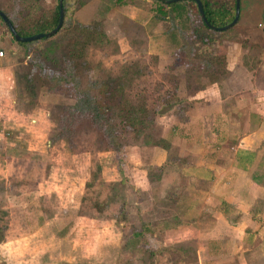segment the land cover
<instances>
[{
	"label": "rangeland",
	"instance_id": "rangeland-1",
	"mask_svg": "<svg viewBox=\"0 0 264 264\" xmlns=\"http://www.w3.org/2000/svg\"><path fill=\"white\" fill-rule=\"evenodd\" d=\"M48 1L39 4L45 10L57 5ZM114 1L87 0L74 8L71 35L65 29L45 45L58 46L66 75L75 77L81 93L103 97L102 88L128 71L114 96L143 107L153 118L146 131L150 142L169 148L146 145L143 134L118 125L111 143L110 124L87 113L81 117L68 111L63 118L75 103L64 86L39 81L37 94L31 96L19 81L37 45L26 56L19 48L7 54L15 67L10 85L0 89V264H198L188 210L191 197L200 201L193 192L191 196L187 171L194 149L191 108L218 106L220 92L228 96L226 107L236 106L238 94L247 106L252 82L238 70L227 72L220 54L235 57L236 50L223 46L239 44L244 55V39H249L256 49L246 59L261 60L264 36L245 34L242 25L211 34L188 6L182 18L167 20L152 0ZM10 7L15 25L24 18L26 26L33 18L24 3ZM77 22L82 27L76 28ZM86 27L96 32L92 38L83 37ZM72 38L84 44L76 70L66 61L72 48L60 50L64 40L71 46ZM227 117L231 125L233 116ZM207 142L212 152L214 145ZM118 147L129 187L120 182ZM206 185L193 184L199 190ZM120 208L125 217H118ZM183 223L187 226L177 228ZM144 225L150 227L144 242L131 237Z\"/></svg>",
	"mask_w": 264,
	"mask_h": 264
},
{
	"label": "crops",
	"instance_id": "crops-1",
	"mask_svg": "<svg viewBox=\"0 0 264 264\" xmlns=\"http://www.w3.org/2000/svg\"><path fill=\"white\" fill-rule=\"evenodd\" d=\"M236 25L247 29L245 34L264 36V0H240L239 20L233 27ZM244 40L248 45L244 55L241 45L224 44L238 54L222 53L219 61L227 72L238 70L247 83L252 82L247 106H242L245 102L237 93L236 106L226 107L228 96L220 92L218 106L191 108L194 149L187 171L191 172V196L193 192L200 201L191 197L188 210L191 240L198 242V264H206V260L215 264H264V58L246 59L245 55L256 48L249 45V39ZM18 48L0 21V52L5 54L0 57V89L12 82L15 65L7 54L18 53ZM227 116H233L231 125ZM206 140L214 145L212 152ZM196 182L207 184L206 189H196ZM177 225L179 229L187 226Z\"/></svg>",
	"mask_w": 264,
	"mask_h": 264
},
{
	"label": "trees",
	"instance_id": "trees-1",
	"mask_svg": "<svg viewBox=\"0 0 264 264\" xmlns=\"http://www.w3.org/2000/svg\"><path fill=\"white\" fill-rule=\"evenodd\" d=\"M43 0H0V11L3 12L6 17L11 21L12 25L15 28L17 34L21 37H29L40 33H48L52 29L55 28L58 22V15H59V7L56 5L55 7L48 8L47 10L43 9L42 6L39 4ZM155 4H157V10L159 15L162 17L166 16L167 20L176 18H182L183 12L185 11L186 7L188 6L191 10L194 9L195 14L200 20L202 28L213 34L222 35L230 31H222L216 32L208 28L200 19L196 4L193 1L185 0L179 1L171 4H165L164 2H160L158 0H152ZM203 7V12L207 23L214 27H223L229 24L233 18L235 13V0H228L227 2H212L208 0H200ZM87 0H62V7L64 10V21L61 29L52 37L50 38H43L40 40L32 41L29 43H21L17 42L20 49L23 50L24 56H26L30 52V47L33 45H37L35 51H33V56L28 58V64H26V68H23V72L19 75V81L23 82L25 86L28 87V92L31 96H35L38 91V84L39 81H48L51 83H55L56 85H62L65 88L66 95L74 98V105L70 106L67 110L65 115H62L63 118H66L69 113L75 112V114H79L81 117L87 113L93 120H97L98 123L102 122L103 124H110L106 127L108 132H110V141L113 142L112 134L115 132V126H121L124 131H137L140 134H143L145 137L144 144L152 145L155 147H161L168 149L169 144H166V147H163L160 143H153L150 142L151 137L149 134H146L148 130L147 127L151 126L153 123V118L150 117V114L143 108H139L137 106H133L131 102L128 100H124L123 97H115L114 92L116 90L122 89V87L126 83L125 75L128 73L121 74V76L112 83L107 84L102 89L104 90V96H94L90 95L87 92H82L79 90V86L75 81V77H71L66 75L65 66L63 68V63L59 59L61 57L58 56L56 52H58V46L54 45L53 42H49L48 45H45V42L53 39L57 36L61 31H67L68 35H71V31H68V24L71 23V12L74 8H82ZM116 5H126L128 4V0H115ZM14 3H24L27 5L26 11L30 16L31 20L27 22L26 26H24L22 18V22L19 25H15L12 17L10 16L9 12L12 10L10 7ZM191 5V6H190ZM164 8H168L169 11H164ZM9 10V12H7ZM23 11V8H22ZM21 11V12H22ZM38 12H41L40 15H36ZM172 14V16H171ZM175 15V16H174ZM0 21L2 22L1 18ZM3 23V22H2ZM78 24L75 23L80 28L79 22ZM4 24V23H3ZM5 25V24H4ZM76 26V28H78ZM82 27V26H81ZM6 28V26H5ZM7 29V28H6ZM232 29V28H231ZM70 30V27H69ZM83 37L86 39L92 38L96 32L89 31V28H84ZM7 32L8 29H7ZM10 34V33H9ZM85 43V39L83 40ZM44 43V44H43ZM66 47L70 53L68 55V59L66 61L69 62L71 67L76 70L78 63L77 60L81 57V52L84 50L82 49L84 44L80 45L78 40L72 38V45L70 44L67 46L64 42L60 46V50L62 52V47ZM70 46V47H69ZM79 47V50H78ZM65 52V51H64ZM216 61V60H215ZM21 62V61H20ZM219 62V61H218ZM21 64V63H20ZM21 66V65H20ZM63 80V81H62ZM65 80V82H64ZM62 83V84H61ZM95 84L94 82H92ZM69 84H71V88H69ZM116 109V111H112ZM69 111V113H68ZM115 114V115H113ZM155 115V114H154ZM61 116V117H62ZM119 121L115 123V118ZM150 117V119H148ZM105 129V130H106ZM162 138L159 139L161 142ZM158 142V141H157ZM117 171L121 178L122 186L129 187L127 184V178H125L123 169H122V156L120 153L122 152L121 147L117 148ZM163 166L157 167L159 170ZM133 189V188H132ZM116 196V195H113ZM47 212V216L51 217L49 214V210L44 209ZM124 211L120 208L118 212V217H125L123 214ZM149 225H144L142 230L133 232L131 237L134 238H142L144 239L145 232L149 229ZM4 237L0 234V243L3 242ZM144 242V240H143ZM172 250L171 247H169Z\"/></svg>",
	"mask_w": 264,
	"mask_h": 264
},
{
	"label": "water",
	"instance_id": "water-1",
	"mask_svg": "<svg viewBox=\"0 0 264 264\" xmlns=\"http://www.w3.org/2000/svg\"><path fill=\"white\" fill-rule=\"evenodd\" d=\"M158 1L164 2L165 4H171V3H175V2H179V1H185V0H158ZM190 1L195 2L200 19L208 28H210L213 31H217V32L227 31V30L231 29L239 20L240 0H235V13H234L233 20L229 24H227L223 27H214V26L209 25L205 19L201 1L200 0H190ZM57 5L59 7L58 22H57V25L55 26V28L52 29L48 33H40V34H36L33 36H29V37H21L15 31V28L12 25L11 21L1 11H0V18L16 42L29 43V42L40 40L43 38H50V37L54 36L61 29V27L63 25V21H64V10L62 7V0H57Z\"/></svg>",
	"mask_w": 264,
	"mask_h": 264
},
{
	"label": "built area",
	"instance_id": "built-area-1",
	"mask_svg": "<svg viewBox=\"0 0 264 264\" xmlns=\"http://www.w3.org/2000/svg\"><path fill=\"white\" fill-rule=\"evenodd\" d=\"M3 55V53L2 52H0V57Z\"/></svg>",
	"mask_w": 264,
	"mask_h": 264
}]
</instances>
